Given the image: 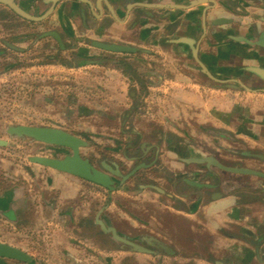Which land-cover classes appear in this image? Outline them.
<instances>
[{"label":"crops","instance_id":"0c3cea01","mask_svg":"<svg viewBox=\"0 0 264 264\" xmlns=\"http://www.w3.org/2000/svg\"><path fill=\"white\" fill-rule=\"evenodd\" d=\"M16 1L37 16L50 7ZM26 32L31 48L50 41L63 56L32 69L78 73V92L96 82L89 111L98 123L50 126L106 139L101 162L119 171L118 187L35 162L16 177L3 172L0 221L17 236L0 229V241L34 258L0 264H264V80L246 69L264 67V0H59L40 21L0 3V61L27 52ZM71 51L82 60L65 58ZM100 221L155 253L124 249Z\"/></svg>","mask_w":264,"mask_h":264},{"label":"rangeland","instance_id":"374dc122","mask_svg":"<svg viewBox=\"0 0 264 264\" xmlns=\"http://www.w3.org/2000/svg\"><path fill=\"white\" fill-rule=\"evenodd\" d=\"M26 27L30 28V24L24 21L22 25L23 30ZM24 35H27L25 38L26 40H23L22 43L19 42L21 44L19 46H22V48L27 47V52H24L23 55L7 52L5 57H3L4 60L0 61V68L7 67L10 69L8 71H14L11 72L12 74L7 72L8 76L3 79L4 81L7 80L6 83L0 81V138L8 139V135L4 132V129L9 123L38 125L54 124L62 126L63 122L61 118L63 117H66L64 119H69L67 120L68 124L83 122L90 126L98 123L90 114L91 112L95 113V110L92 109L90 110L91 112L89 111V107L94 106L95 101L100 99L99 95L94 94L98 91L94 87L96 82L86 89H80L78 92V86H80L78 85L80 84V82H78L80 81L78 73L69 76L57 71L49 72V70H43V66H39L40 68L38 69L40 70H36L35 68L32 69L33 63L51 61L52 58L48 57V54H56V58H53L56 61H59L60 57L63 56L50 48V41H43L38 47L31 48L30 45L34 40L32 33L26 32ZM87 43L89 44V42ZM71 54L72 51L71 53H67L65 58L70 60L81 58L77 56V53ZM48 63L51 64L52 62ZM92 74L96 73L92 72ZM70 84L73 89L68 91L67 86ZM84 91L90 96L86 97L83 94ZM87 100L89 101V106L87 105ZM74 110H76V112H73ZM35 114L47 116L48 118L37 120L33 118ZM51 116H55L57 120H50ZM81 136L88 141V146L82 148V154L84 156L91 157L97 164H99L102 159L107 158L108 155L102 151V146L107 144L106 139L104 140L97 135L91 136L85 132L81 134ZM68 152V149L61 146L31 141L29 139L12 138L9 145L0 146V176L5 177L3 172L6 171L7 175H12L13 177H16L17 174H21L20 172L22 170L28 173L29 167L25 166V162L33 166L34 162L28 159L31 155L43 154L48 156H63ZM3 188L4 187L0 186V189ZM105 202L104 200L103 203ZM123 205L125 206L126 203ZM12 228L13 227L5 226L0 221L1 230L11 231L13 230ZM10 235H13L14 238L17 236L13 231H11ZM0 238L4 237L0 236ZM106 241L109 242V245H117L111 240ZM106 241L104 242L106 243ZM153 255L154 254H152V256ZM31 258L33 260L34 256H31ZM155 259L154 256L148 257L145 261H142V264H156L157 261Z\"/></svg>","mask_w":264,"mask_h":264},{"label":"water","instance_id":"95a60500","mask_svg":"<svg viewBox=\"0 0 264 264\" xmlns=\"http://www.w3.org/2000/svg\"><path fill=\"white\" fill-rule=\"evenodd\" d=\"M6 6L10 7L14 12L23 18L40 21L48 17L54 10L58 0H49V9L39 16H35L27 12L15 0H0ZM55 37L59 38L55 31L50 32ZM94 46L118 52H132L134 47H130L122 44L93 42ZM194 56L202 66V69L214 77L206 65L198 58V50L193 46ZM246 69L253 72L260 78L264 79V67L260 65H248ZM4 132L8 135V139L0 138V146L9 145L12 138L29 139L31 141H39L47 144L61 146L69 150L63 156H48L43 154H34L28 157L32 162L41 164L46 167H50L59 171L74 174L82 177L96 184H99L109 190H114L118 186L115 185L114 175H118L119 171H116L112 165H108L105 162L97 164L91 157L84 156L82 154V148L88 146V141L79 134L67 130L59 126L50 125H38V124H7ZM213 160V158H212ZM113 175V176H112ZM105 232H111L112 238L118 241V243L126 250L138 251V252H150L155 253V250L145 247L141 243L134 239L129 238L127 235L120 234L114 228V226H106L100 221ZM0 258L13 259L18 261L31 262V256L24 250L0 241Z\"/></svg>","mask_w":264,"mask_h":264},{"label":"flooded vegetation","instance_id":"af4514ba","mask_svg":"<svg viewBox=\"0 0 264 264\" xmlns=\"http://www.w3.org/2000/svg\"><path fill=\"white\" fill-rule=\"evenodd\" d=\"M59 1V0H58ZM15 2L19 5V3L15 0ZM1 3V2H0ZM58 3V2H57ZM56 3V4H57ZM2 4H4V3H2ZM49 4H51V3H49ZM56 6V5H55ZM22 7V6H21ZM10 8V7H9ZM23 8V7H22ZM24 9V8H23ZM49 9V8H48ZM26 10V9H25ZM27 12H29L28 10H26ZM47 11V10H46ZM30 13V12H29ZM31 14V13H30ZM33 15V14H32ZM20 16V15H19ZM35 16H37V15H35ZM22 17V16H21ZM24 19H26V18H24ZM27 20H29V19H27ZM30 21H33V20H30ZM95 41H97V42H103V43H114V44H118V43H115V42H105V41H98V40H92V41H88L89 42V45L90 46H93L94 48H98V49H100L101 51L103 50V51H108V52H113V53H117L118 51H111V50H106V49H103V48H100V47H97V46H94L93 45V42H95ZM123 45V44H122ZM196 47V46H195ZM198 50V49H197ZM132 52H134V51H132ZM94 54H102V53H97V51H96V53H91V55L89 56V55H87L88 56V61H92V62H97L98 60H99V58H101V57H98L97 55H94ZM104 56V55H103ZM79 57V56H78ZM82 58L83 57H81L80 59L82 60ZM107 57L106 56H104L103 57V59H106ZM196 58V57H195ZM198 58L200 59V57L198 56ZM197 60V59H196ZM201 60V59H200ZM202 61V60H201ZM197 62H198V60H197ZM199 63V62H198ZM204 63V62H203ZM205 64V63H204ZM199 65H200V63H199ZM207 67V66H206ZM200 68H201V70L206 74V75H209V74H207L203 69H202V66L200 65ZM208 68V67H207ZM209 69V68H208ZM210 71V70H209ZM211 72V71H210ZM250 72V71H249ZM251 74H254L253 72H250ZM211 74L213 75V73L211 72ZM256 75V74H255ZM210 76V75H209ZM214 76V75H213ZM257 76V75H256ZM210 77H212V76H210ZM259 77V76H258ZM212 78H215V76L214 77H212ZM260 78V77H259ZM262 79V78H261ZM262 80H264V79H262ZM115 185H116V182H115ZM118 233H120V232H118ZM120 234H122V233H120ZM117 244H118V241H117Z\"/></svg>","mask_w":264,"mask_h":264},{"label":"trees","instance_id":"16d2710c","mask_svg":"<svg viewBox=\"0 0 264 264\" xmlns=\"http://www.w3.org/2000/svg\"><path fill=\"white\" fill-rule=\"evenodd\" d=\"M21 262H24V263H30V262H25V261H21Z\"/></svg>","mask_w":264,"mask_h":264}]
</instances>
